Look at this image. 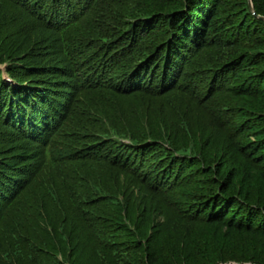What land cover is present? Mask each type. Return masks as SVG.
Masks as SVG:
<instances>
[{"label":"trees","instance_id":"16d2710c","mask_svg":"<svg viewBox=\"0 0 264 264\" xmlns=\"http://www.w3.org/2000/svg\"><path fill=\"white\" fill-rule=\"evenodd\" d=\"M252 4L0 0V264H264V0ZM101 102L113 110L98 117ZM161 113L170 133L152 126ZM46 166L54 224L27 193Z\"/></svg>","mask_w":264,"mask_h":264},{"label":"rangeland","instance_id":"374dc122","mask_svg":"<svg viewBox=\"0 0 264 264\" xmlns=\"http://www.w3.org/2000/svg\"><path fill=\"white\" fill-rule=\"evenodd\" d=\"M247 1L249 3V7H252V8H250V10L253 12L254 8H253L252 0H247ZM113 101L117 102V99L114 98L112 100V103H110V104H112L110 106L111 108H113V106L115 105V102H113ZM99 105H103V107H100V108L97 109L100 112H97L96 116L103 117L104 115H102V114L105 111V109H109V108H105L108 105V102H101V103H99ZM109 110L108 111L111 113L113 109H109ZM92 116H94V115H92ZM96 116H94V117H96ZM156 116H157V118L154 121H152L153 122L152 126H153L155 132H158L159 130H164L167 133H170V131L173 129V127L175 128V126H173V121L167 116V114L161 113V116H158V114H156ZM161 118L164 119V122H165L164 126H162V124H161V122H162ZM144 122L149 123V122H151V120L149 121L148 119H146ZM164 127H167L168 130H166ZM16 137L17 136H15V138ZM14 142H19V141H14ZM14 142H12L11 144H13ZM69 150H70L69 147L68 148L66 147V153H62V155L69 154V152H70ZM11 151H13L12 147L10 148V152ZM66 158H68V157H65L64 159H60V160L56 161V162H59L58 166L61 169H63L65 166H67V163H66L67 159ZM214 158H216V160H221V161L220 162L216 161ZM212 159H214L215 162L219 163V165L220 164L223 165V162H222L223 159H221L220 155H218L216 157H213ZM227 168L229 169V166H227ZM50 171H51L50 168H48L47 166L42 168L40 173H39L38 178L36 179L37 180L36 183L31 185L30 186L31 189L29 188L30 190L27 191L28 196L30 197V201L32 200L31 202H33V207L34 208L35 207L38 208V209L35 208V210H37V211H33V209H31V210L34 212V214L37 217H39V213L41 212L43 214V217L40 219V221H42V223H45V224H47L46 222H48L49 224H54L53 223L54 215L51 212L53 210L54 206L51 205L52 204L51 202H49L50 198H49V196L46 193V190H47L46 187L47 186H48V188L53 189V185L50 182V173L52 171L51 172ZM111 178H112L114 183L121 184L124 188H127L129 190L134 191V193L137 196V198H136L135 195H134V197L138 201H142L144 204H147L148 207L151 208V210H152L151 213L152 214H154V215H159L160 214L157 205H155V203H154V202H157V201L155 199H152L148 195H146V193L144 194V192L140 190L138 184L135 183V181L132 180L128 175H125V174H120L119 175L118 174L117 176H111ZM142 195L145 197V199H142ZM9 212L12 215V213L14 212V209H10ZM7 221L10 222L11 219L8 218ZM6 225L2 226L0 228L1 232L5 231Z\"/></svg>","mask_w":264,"mask_h":264},{"label":"water","instance_id":"95a60500","mask_svg":"<svg viewBox=\"0 0 264 264\" xmlns=\"http://www.w3.org/2000/svg\"><path fill=\"white\" fill-rule=\"evenodd\" d=\"M250 8H252V7H250ZM262 19H264V18H262Z\"/></svg>","mask_w":264,"mask_h":264}]
</instances>
